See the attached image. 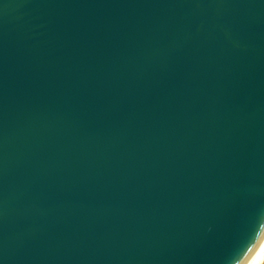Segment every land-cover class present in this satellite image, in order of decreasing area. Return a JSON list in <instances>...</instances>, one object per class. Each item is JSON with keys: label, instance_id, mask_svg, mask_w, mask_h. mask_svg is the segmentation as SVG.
<instances>
[{"label": "water", "instance_id": "obj_1", "mask_svg": "<svg viewBox=\"0 0 264 264\" xmlns=\"http://www.w3.org/2000/svg\"><path fill=\"white\" fill-rule=\"evenodd\" d=\"M264 232V0H0V264H235Z\"/></svg>", "mask_w": 264, "mask_h": 264}, {"label": "bare ground", "instance_id": "obj_2", "mask_svg": "<svg viewBox=\"0 0 264 264\" xmlns=\"http://www.w3.org/2000/svg\"><path fill=\"white\" fill-rule=\"evenodd\" d=\"M262 245H264V232L254 248L251 250V252L244 258V260L241 262V264H247V261L250 260L252 257H254L261 249Z\"/></svg>", "mask_w": 264, "mask_h": 264}, {"label": "clouds", "instance_id": "obj_3", "mask_svg": "<svg viewBox=\"0 0 264 264\" xmlns=\"http://www.w3.org/2000/svg\"><path fill=\"white\" fill-rule=\"evenodd\" d=\"M247 264H264V250H261L250 260L247 261Z\"/></svg>", "mask_w": 264, "mask_h": 264}, {"label": "snow or ice", "instance_id": "obj_4", "mask_svg": "<svg viewBox=\"0 0 264 264\" xmlns=\"http://www.w3.org/2000/svg\"><path fill=\"white\" fill-rule=\"evenodd\" d=\"M261 250H264V245H262ZM235 264H241V257L235 262Z\"/></svg>", "mask_w": 264, "mask_h": 264}]
</instances>
